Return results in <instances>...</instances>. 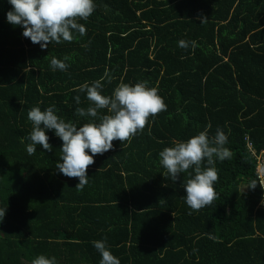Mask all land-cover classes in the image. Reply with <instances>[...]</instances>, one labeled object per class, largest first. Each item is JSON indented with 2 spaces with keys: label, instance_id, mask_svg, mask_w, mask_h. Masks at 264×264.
<instances>
[{
  "label": "trees",
  "instance_id": "trees-1",
  "mask_svg": "<svg viewBox=\"0 0 264 264\" xmlns=\"http://www.w3.org/2000/svg\"><path fill=\"white\" fill-rule=\"evenodd\" d=\"M94 5L87 20L77 18L83 36L40 49L6 22L11 5L0 0V264H32L41 254L58 264H99L91 242L100 239L120 264H264L262 190L259 183L242 189L257 181L245 136L256 152L264 149V0ZM180 39L196 47L182 49ZM52 57H67L66 70L52 71ZM106 70L104 95L120 83H143L167 107L96 155L77 190L78 179L55 168L62 141L51 130V150L37 145L27 154V112L54 105L66 122H87L75 109L89 101L73 89ZM206 127L209 137L217 128L227 135L233 157L214 164L216 199L191 210L182 198L187 174L172 181L158 152Z\"/></svg>",
  "mask_w": 264,
  "mask_h": 264
},
{
  "label": "clouds",
  "instance_id": "clouds-1",
  "mask_svg": "<svg viewBox=\"0 0 264 264\" xmlns=\"http://www.w3.org/2000/svg\"><path fill=\"white\" fill-rule=\"evenodd\" d=\"M11 8L5 13V20L12 26H20L21 35L45 49L49 44L71 42L74 34L83 36L84 25L77 22L87 20L95 9L94 0H7ZM200 24L206 18L199 14ZM177 46L182 49L195 48V41L180 39ZM68 58L52 57L49 67L52 71H64L68 67ZM111 82L106 70L104 74L91 83L85 81L73 90L84 93L89 106L77 107L75 115L87 118V122L78 124L66 122L55 112L51 105L43 110L32 107L27 112L31 122V131L26 139V152L32 155L39 145L44 150H51L46 130H51L62 141L60 145V162L55 168L68 178H77V190H82L88 183L86 169L94 163L96 155H102L113 148V141L124 142L142 130L148 118L166 110L163 98L157 89L148 88L143 83L118 84L110 95L102 93V81ZM80 103L79 95L74 98ZM100 110H106L101 114ZM227 135L217 128L215 135L208 136L207 127L186 141H172V146L164 147L158 152L159 164L166 170L168 177L175 181L178 174L186 173L188 178L183 182L184 203L191 210H199L212 204L217 193L214 183L217 181L215 162L229 160L232 151L225 147ZM87 150V151H86ZM204 162V167H201ZM191 169V171H189ZM257 181H250L245 187L253 189ZM243 189V190H244ZM6 207H0V222H3ZM100 255L99 264H120V261L109 250L105 239L91 242ZM32 264H58L55 257L41 254L32 260Z\"/></svg>",
  "mask_w": 264,
  "mask_h": 264
},
{
  "label": "built area",
  "instance_id": "built-area-1",
  "mask_svg": "<svg viewBox=\"0 0 264 264\" xmlns=\"http://www.w3.org/2000/svg\"><path fill=\"white\" fill-rule=\"evenodd\" d=\"M246 149L250 156L255 160L256 179L262 190L260 203L264 205V149L260 150L259 152H256L251 142L249 141L246 142Z\"/></svg>",
  "mask_w": 264,
  "mask_h": 264
},
{
  "label": "bare ground",
  "instance_id": "bare-ground-1",
  "mask_svg": "<svg viewBox=\"0 0 264 264\" xmlns=\"http://www.w3.org/2000/svg\"><path fill=\"white\" fill-rule=\"evenodd\" d=\"M253 24H254V23H253ZM159 28H160V27H159ZM235 39H236V38H235ZM235 42H236V41H235ZM233 48H234V47H233ZM244 140H245V142H248V141L251 142V141L248 139V137H246V136H245ZM251 144H252V143H251ZM255 169H256V167H255Z\"/></svg>",
  "mask_w": 264,
  "mask_h": 264
},
{
  "label": "rangeland",
  "instance_id": "rangeland-1",
  "mask_svg": "<svg viewBox=\"0 0 264 264\" xmlns=\"http://www.w3.org/2000/svg\"><path fill=\"white\" fill-rule=\"evenodd\" d=\"M242 189H244V187Z\"/></svg>",
  "mask_w": 264,
  "mask_h": 264
}]
</instances>
